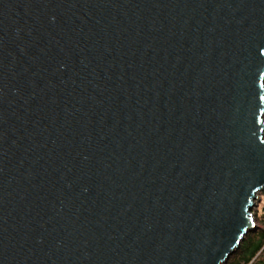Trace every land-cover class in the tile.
Wrapping results in <instances>:
<instances>
[{"label":"water","instance_id":"1","mask_svg":"<svg viewBox=\"0 0 264 264\" xmlns=\"http://www.w3.org/2000/svg\"><path fill=\"white\" fill-rule=\"evenodd\" d=\"M261 46L264 0H0V264H225Z\"/></svg>","mask_w":264,"mask_h":264},{"label":"trees","instance_id":"2","mask_svg":"<svg viewBox=\"0 0 264 264\" xmlns=\"http://www.w3.org/2000/svg\"><path fill=\"white\" fill-rule=\"evenodd\" d=\"M259 196L261 209L254 216L261 228L246 234L238 249L225 264H264V190Z\"/></svg>","mask_w":264,"mask_h":264},{"label":"snow or ice","instance_id":"3","mask_svg":"<svg viewBox=\"0 0 264 264\" xmlns=\"http://www.w3.org/2000/svg\"><path fill=\"white\" fill-rule=\"evenodd\" d=\"M258 55L264 57V46L258 49ZM261 63H264V60ZM257 72L252 75L251 97L254 107L264 106V95L261 94V92H264V83L261 82L264 81V71L257 70Z\"/></svg>","mask_w":264,"mask_h":264},{"label":"rangeland","instance_id":"4","mask_svg":"<svg viewBox=\"0 0 264 264\" xmlns=\"http://www.w3.org/2000/svg\"><path fill=\"white\" fill-rule=\"evenodd\" d=\"M263 122H264V116H263ZM258 197H259V200H256V201H254V204H255V207L252 209V211H251V213H252V216H253V218H254V222H255V227H256V230L257 229H260L261 228V225H259V223L256 221V219H255V214H257L258 212H259V210L261 209V199H260V196H259V194H258ZM255 230V231H256ZM254 232V231H253ZM247 235H248V233H247Z\"/></svg>","mask_w":264,"mask_h":264}]
</instances>
